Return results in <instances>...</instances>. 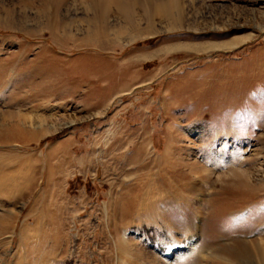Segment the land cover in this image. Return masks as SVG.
Masks as SVG:
<instances>
[{"label": "rangeland", "instance_id": "374dc122", "mask_svg": "<svg viewBox=\"0 0 264 264\" xmlns=\"http://www.w3.org/2000/svg\"><path fill=\"white\" fill-rule=\"evenodd\" d=\"M180 2L0 0V264H264V0Z\"/></svg>", "mask_w": 264, "mask_h": 264}, {"label": "bare ground", "instance_id": "6f19581e", "mask_svg": "<svg viewBox=\"0 0 264 264\" xmlns=\"http://www.w3.org/2000/svg\"><path fill=\"white\" fill-rule=\"evenodd\" d=\"M93 1H94V0H93ZM166 1H167V0H166ZM92 3H93V2H92ZM169 3H170V1H169ZM93 4H94V3H93ZM95 4H96V3H95ZM161 4L163 5L164 3L161 2ZM161 4H160V5H161ZM173 4H174V8L176 9V12L172 10L173 8H171V10L173 11V13H172V11L168 10L167 8L161 9V10H163V12L165 11L164 15H163V13L161 14L162 19H163V16H164V17H168V18H170V17H173V15L176 14L175 17L178 18V21L181 20V15H182V9H183V8H182V4H181L180 0H173ZM169 5H170V4H169ZM91 6H92V5H91ZM164 6H166V3L164 4ZM171 6H172V5H171ZM161 7L163 8V6H161ZM94 8H95V7H94ZM141 9H142V8H141ZM175 9H174V10H175ZM93 10H95V9H93ZM159 10H160V9H159ZM135 11H137V10H135ZM169 11H170L171 13H170ZM136 13H137V12H136ZM170 14H171V15H170ZM138 15H139V14H138ZM141 15H142V14H141ZM141 15H140V17H138V18L141 19V18L144 16V15H142V16H141ZM130 16H131V15H130ZM132 16H133V15H132ZM134 16L137 18V15H136V14H135ZM127 17H128V16H127ZM175 17H174V18H175ZM105 18H106V17H105ZM133 18H134V17H133ZM133 18H132V19H133ZM138 18H137V19H138ZM106 19H107V18H106ZM106 19H104V20H106ZM128 19H129V18H128ZM137 19H135V23H136ZM145 19H146V18H145ZM138 20H139V19H138ZM153 20H154L153 18H148V20H147V21H148V24H149V25H152V21H153ZM169 20H170V19H169ZM106 21H107V20H106ZM106 21H105V22H106ZM131 21H132V20H131V18H130V21H129V22L131 23ZM133 21H134V20H133ZM182 21H183V20H182ZM105 22L103 21V23H105ZM105 24H106V23H105ZM136 24H137V23H136ZM172 24H173V23H172Z\"/></svg>", "mask_w": 264, "mask_h": 264}]
</instances>
